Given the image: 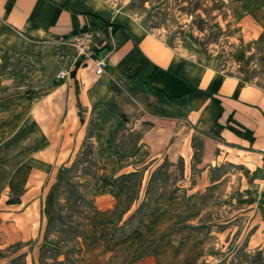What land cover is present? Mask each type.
<instances>
[{"label": "crops", "instance_id": "obj_1", "mask_svg": "<svg viewBox=\"0 0 264 264\" xmlns=\"http://www.w3.org/2000/svg\"><path fill=\"white\" fill-rule=\"evenodd\" d=\"M80 29L99 33L100 76L90 61L69 76L75 54L66 38ZM60 69L66 77L57 79ZM90 120L96 151L126 171L162 156L190 160L195 131L204 136L202 165L236 159L264 170V88L164 43L110 0H0V248L34 239L47 183ZM112 197L94 199L84 239L90 264H185L183 237L132 231L110 239ZM16 255L0 264L31 257Z\"/></svg>", "mask_w": 264, "mask_h": 264}, {"label": "rangeland", "instance_id": "obj_2", "mask_svg": "<svg viewBox=\"0 0 264 264\" xmlns=\"http://www.w3.org/2000/svg\"><path fill=\"white\" fill-rule=\"evenodd\" d=\"M110 1L171 47L190 49L226 75L264 88V0ZM92 128L90 120L81 145L48 181L42 215L31 222L34 239L1 247L0 260L14 252L16 261H24L30 252L26 264L92 263L84 239L92 228L95 196L106 193L113 195L110 239L132 231L172 234L177 242L185 240V264H264L262 168L236 159L202 165L204 136L195 131L190 160L162 156L126 171L96 151ZM176 136L185 140L183 133Z\"/></svg>", "mask_w": 264, "mask_h": 264}, {"label": "built area", "instance_id": "obj_3", "mask_svg": "<svg viewBox=\"0 0 264 264\" xmlns=\"http://www.w3.org/2000/svg\"><path fill=\"white\" fill-rule=\"evenodd\" d=\"M98 37L99 33L96 31L80 29L67 36L66 42L74 50L75 61L77 59L90 61L94 67V74L100 76L105 72L107 62L105 57L94 55V48ZM55 77L62 79L66 77V72L60 69L56 72Z\"/></svg>", "mask_w": 264, "mask_h": 264}, {"label": "trees", "instance_id": "obj_4", "mask_svg": "<svg viewBox=\"0 0 264 264\" xmlns=\"http://www.w3.org/2000/svg\"><path fill=\"white\" fill-rule=\"evenodd\" d=\"M109 25L111 26L112 28V31H115L117 29V25L115 24H112V23H109ZM76 31L72 32V33H75ZM86 64V61L82 60V59H77L75 62H74V66L73 68L69 71V76L70 77H74L75 75V71L76 69L79 67V66H82ZM112 88L115 89V86L112 85ZM80 119H81V116H80Z\"/></svg>", "mask_w": 264, "mask_h": 264}]
</instances>
